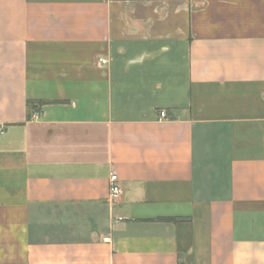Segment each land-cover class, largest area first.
Segmentation results:
<instances>
[{"label": "crops", "instance_id": "obj_1", "mask_svg": "<svg viewBox=\"0 0 264 264\" xmlns=\"http://www.w3.org/2000/svg\"><path fill=\"white\" fill-rule=\"evenodd\" d=\"M0 126V264H264V0H0Z\"/></svg>", "mask_w": 264, "mask_h": 264}, {"label": "built area", "instance_id": "obj_2", "mask_svg": "<svg viewBox=\"0 0 264 264\" xmlns=\"http://www.w3.org/2000/svg\"><path fill=\"white\" fill-rule=\"evenodd\" d=\"M102 64H106L107 60L102 59L101 60ZM167 113L166 111L162 110L160 112V117H166ZM3 128L0 126V132H2ZM123 194V187L120 183L119 177L115 171H112L109 175V198L111 201L116 202L118 201ZM104 241H109V238H105Z\"/></svg>", "mask_w": 264, "mask_h": 264}, {"label": "trees", "instance_id": "obj_3", "mask_svg": "<svg viewBox=\"0 0 264 264\" xmlns=\"http://www.w3.org/2000/svg\"><path fill=\"white\" fill-rule=\"evenodd\" d=\"M40 104H45V101H42ZM33 108V103L32 102H28V110H31ZM31 115L29 114L28 117H30Z\"/></svg>", "mask_w": 264, "mask_h": 264}]
</instances>
